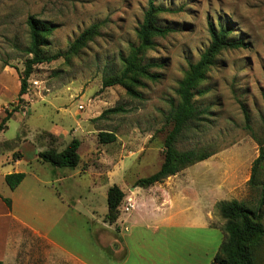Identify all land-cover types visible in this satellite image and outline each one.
<instances>
[{"label":"rangeland","instance_id":"1","mask_svg":"<svg viewBox=\"0 0 264 264\" xmlns=\"http://www.w3.org/2000/svg\"><path fill=\"white\" fill-rule=\"evenodd\" d=\"M151 1L162 9L159 25L174 29L166 37L154 38V46L139 56L143 66L155 64L149 68L156 77L132 72L123 83L105 86V81L124 72V59L139 44L136 29ZM29 17L56 27L43 47L44 55L56 58L33 66L28 91L20 96L21 76L31 58L26 52ZM209 23L230 25L231 38L245 45L221 49L194 90V106L207 113L186 129L176 146L216 150L211 157L218 159L212 166L208 160L182 170L179 182L203 186L213 180L218 186L223 178L232 196L257 207L262 188H252L250 178L244 181L251 174V160L264 149V0H0V126L7 112L12 115L0 127V172L13 170L7 160L24 155L26 161L38 160L33 164L36 169L38 164L46 167L39 176L58 179L68 174L55 188L33 191L35 205L25 207L23 213L30 220L36 212L55 220L51 227L55 238L92 259V264L100 238L105 243L108 237L115 238L104 249L113 253L121 232L129 254L114 256L116 264H210L225 239L217 230L207 244L201 230L150 220L132 206L126 210L127 196L137 180L157 172L163 163L164 141L172 128L166 119L171 102H179L180 81L212 42ZM93 24H99L100 34L71 50L72 42ZM112 108L122 111L101 116ZM245 111L251 130L246 128ZM55 130L62 134L55 135ZM100 132H112L117 139L102 144ZM74 138L81 141L79 166L55 167L38 157L50 147L64 150ZM119 163L129 168L124 177L115 175ZM256 181H264V168ZM114 184L123 187L119 186L128 202L123 201L118 221L110 225L105 221L107 192ZM3 185L2 179L0 193ZM224 223L216 209L213 224L223 227ZM22 238L7 264L74 263L28 229ZM255 264H264V238L257 246Z\"/></svg>","mask_w":264,"mask_h":264},{"label":"trees","instance_id":"2","mask_svg":"<svg viewBox=\"0 0 264 264\" xmlns=\"http://www.w3.org/2000/svg\"><path fill=\"white\" fill-rule=\"evenodd\" d=\"M162 11L160 7H155L154 3L150 2L149 9L145 12L142 23L136 29L139 44L134 45L131 55L124 59L125 69L121 77L112 81H105V86L123 83L126 77L132 72H139L142 75L155 78L156 75L150 72V66L155 64L149 63L143 66L139 63V56L143 55L145 50L154 46V38L166 37L174 31L170 27L160 26L159 13ZM29 45L26 52L31 55V58L26 61L25 70L21 76V86L19 95L22 96L28 91V79L32 74L34 65L51 62L56 57L44 55L43 47L49 43L48 39L55 30V26L47 21H42L35 17H29ZM233 28L230 25H220L215 27L209 23V32L211 36V44L202 55L200 61L191 65L187 75L179 83L176 89V94L179 97V102H171V109L167 115V123L172 125L171 130L167 134L164 141V159L160 169L152 175L140 178L136 182V186L147 188L156 183H161L170 176L177 175L182 170L196 163L207 160L214 154L216 150L209 148L179 150L176 146L179 139L183 136L186 129L192 127L201 115L206 114L205 110H198L193 103L194 90L197 85L205 78V71L210 64L212 58L224 48H240L245 43L242 40H234L231 38ZM100 34L99 24H93L85 29L72 42L71 50L85 46ZM140 64V65H139ZM137 82L138 79H136ZM129 91L133 95L140 97L133 88ZM122 111L120 108H112L104 111L101 116L110 113ZM245 120L247 130H251L250 117L245 111ZM11 113L7 112L3 122L10 119ZM1 124V128L3 123ZM99 141L102 144L112 143L117 137L112 132H100ZM81 141L74 138L64 150L58 151L54 147L48 150L41 151L38 157L55 167H70L75 168L81 164L79 149ZM15 155V153H14ZM264 168V149H259L258 157L253 161L251 167V177L249 185L252 188L261 187V197L257 207H250L244 201L236 199L230 201H221L217 203L216 209L221 217L225 220L222 230L225 239L222 242L219 251L211 264H255L256 249L264 238V181L257 182L256 178L259 170ZM25 173H11L4 178L6 184L11 190H15L25 179ZM124 191L116 184L112 185L107 192V207L108 213L105 221L113 225L119 219V207L125 199ZM8 206L11 205L9 199H5ZM0 264H5L0 261Z\"/></svg>","mask_w":264,"mask_h":264},{"label":"crops","instance_id":"3","mask_svg":"<svg viewBox=\"0 0 264 264\" xmlns=\"http://www.w3.org/2000/svg\"><path fill=\"white\" fill-rule=\"evenodd\" d=\"M52 132H54L55 135L62 134L58 132V130ZM216 158L217 157H210L201 163H206L208 160H211L210 164L212 166V164H214L212 162L215 161ZM254 159L255 157L249 164L250 171ZM32 160L26 161L24 155L16 158L12 157V160H7V162L13 164V170H6L7 172L4 173L0 172V181L3 179V182H5L4 178L7 174H26L25 179L15 190H11L6 182V186H2L3 191L0 193V261L5 264L9 262L13 253L16 252V248H18L23 241L22 236L24 230L28 229L53 246L64 260L73 261L74 263L72 264H92V259L89 260L83 258V253L72 252L63 242H59L58 239L55 238V235L51 232V227L55 220L52 221L50 217L42 216L41 212L34 213V215H32V220H30L28 219L27 214L23 213L25 207H33L35 205L33 191H37V189H45L49 186L55 188V183L63 182L68 177V174H63L58 179L57 177L54 179L53 176L51 177L48 175L44 177L39 176L38 171L43 169L44 172H46V167L43 164L42 166L38 164L40 166L38 170V168L36 169V165H33L38 160H33V162H31L32 164H30V161ZM24 162L26 164V167H24L25 169L23 168ZM210 164H207L206 166H210ZM125 167L124 163H119L117 170H115V175L122 173V176L124 177L129 169ZM214 168H212V172L215 170ZM187 169H185L184 172ZM81 173H83L82 170ZM181 176L182 175L179 174L170 176L161 183H156L143 189L136 186L131 188V192L127 196V200L130 201V205L132 206L131 209L138 210L140 213L141 211H144L150 216V220H161L167 225L176 227L187 226L198 232L201 230L203 231L201 234L202 239L204 238L203 241H206L207 244L209 243L210 234L214 235L217 230L220 234H223V237L225 238L222 227L213 224L216 221V205L221 201H230L233 199L238 200L237 196H232V191L227 189V186L223 183V178L219 180L218 186L213 180H209V182L206 183L207 185L200 186L198 184H191L190 186L186 183L183 185L179 182L183 179ZM250 176L251 174L246 178L244 181L245 183L248 182ZM55 194H58L59 198H61L60 193L57 190ZM227 196L229 198H226ZM5 199L11 201L10 206H8ZM124 201L128 202L126 199ZM52 203L55 204L57 202L52 200ZM20 206H22L21 210ZM126 219H124L123 222L120 221V223H126ZM127 229L128 228L125 227V231ZM121 237L122 238L116 244L117 250L113 253L107 251L105 253V250H107L105 247L109 245V242L113 243L115 238L112 237L111 239V236L108 237L106 243L103 241L104 237L100 238L98 251L93 254L95 256V264H116L114 256L123 253V257H126V255L129 254V247L127 240H125L126 235L121 232ZM201 249H204L202 245ZM214 258L211 260L212 262L214 261ZM212 262H210V264Z\"/></svg>","mask_w":264,"mask_h":264},{"label":"built area","instance_id":"4","mask_svg":"<svg viewBox=\"0 0 264 264\" xmlns=\"http://www.w3.org/2000/svg\"><path fill=\"white\" fill-rule=\"evenodd\" d=\"M81 109H83V106H80ZM131 208V205L130 206H127L126 207V210H129Z\"/></svg>","mask_w":264,"mask_h":264}]
</instances>
